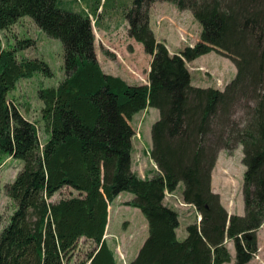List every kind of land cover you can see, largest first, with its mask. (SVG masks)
<instances>
[{"label":"trees","instance_id":"1","mask_svg":"<svg viewBox=\"0 0 264 264\" xmlns=\"http://www.w3.org/2000/svg\"><path fill=\"white\" fill-rule=\"evenodd\" d=\"M0 0V31L27 17L62 49L61 81L40 88L39 120L46 134L7 101L19 79L50 71L41 60L16 59L30 40L0 42V154L20 161L4 187L14 209L0 230V264H116L103 238L107 208L122 192L125 206L146 222V237L127 264H249L264 223V0H131L127 37L150 57L146 84H128L101 71L91 16L99 0ZM166 2L199 24L197 41L169 54L148 26V8ZM215 53L234 66L222 90L190 84L187 63ZM154 109L148 156L154 169L131 170L132 115ZM238 113V118L234 115ZM241 148V216L228 215L210 188L219 150ZM182 183L181 201L199 220L176 239V211L163 202ZM63 188L70 194L50 201ZM80 239L93 248L72 262Z\"/></svg>","mask_w":264,"mask_h":264},{"label":"rangeland","instance_id":"2","mask_svg":"<svg viewBox=\"0 0 264 264\" xmlns=\"http://www.w3.org/2000/svg\"><path fill=\"white\" fill-rule=\"evenodd\" d=\"M86 1L79 0V3L74 4V8L87 9ZM89 1L91 2V0ZM99 1L101 15L91 16L90 20L94 50L100 55V58H103L102 67L114 75H121L128 84H145L148 57L143 53L141 45L128 38L126 33L127 23L124 14L131 7V0ZM165 4L170 3L154 2L148 8L151 15L148 26L155 34V39L161 42V37L166 31L159 29V31L154 32L153 19L155 16L161 15L158 9L160 6H166ZM164 14L168 16L169 12H164ZM187 14V19L180 16V19L174 23L168 20L172 27L171 30H168L167 38L164 36L162 39L169 41L170 44L167 45L172 52L179 51L181 47L191 46L197 41L200 26L189 12ZM95 22H97L96 25ZM158 23L159 21L156 24ZM103 24L107 25L108 30H105L104 34H99L98 25ZM175 39H178L180 43L179 48H176L177 46L173 42ZM23 40H30L32 45L17 51L16 59L41 60L46 64L51 75L46 77L35 72L29 79H19L14 84V88L7 94V101L14 104L23 117L36 124L38 142L42 145L46 139V134L39 120L41 102L37 98V90L53 88L61 81L63 77L62 49L58 40L46 37L27 17L18 19L6 31H0V42L4 49H11L16 41ZM187 68L190 69V84L192 86L210 87L217 90H222L233 78L235 72L234 66L228 59L213 52L199 57L191 64L187 63ZM198 74L199 80L197 79ZM157 117V111L151 109L132 115L129 121L131 129L134 130L132 137L128 138L130 166L133 172L139 175L141 172L143 177L151 175L150 173L154 169L153 163L145 151L150 147V127ZM234 117L237 119L238 113ZM217 154L215 166L211 171L210 188H212V192L218 195L221 206L227 212L241 216L243 213L241 187L244 170L241 165V148L236 145L230 151L219 150ZM20 167V161L0 154V230L7 223L8 217L14 209L13 203L5 195L4 187L13 180ZM182 187V183H179L176 190L170 194L171 197L164 195L163 199L178 215V226L177 231H175L178 241L185 238V227L190 222L186 219L191 218L195 212L191 206L179 205L184 204L180 198ZM69 193L68 189L63 188L55 193L50 201L65 198ZM131 197L132 195L122 192L107 209L108 221L103 238L113 251L116 264H127L131 261L146 237V229H143L140 224V220L145 222L143 216L137 209L124 205L127 198L131 199ZM197 216L192 222H197ZM256 238L257 250L253 256H256L257 259L254 260L252 256L249 264H264V225L257 232ZM92 248L93 245L90 242L80 239L72 262L82 260L84 254ZM229 249H232L229 264H232L234 260L232 244Z\"/></svg>","mask_w":264,"mask_h":264},{"label":"crops","instance_id":"3","mask_svg":"<svg viewBox=\"0 0 264 264\" xmlns=\"http://www.w3.org/2000/svg\"><path fill=\"white\" fill-rule=\"evenodd\" d=\"M166 6H160V8L158 9V11H159V13H161V15H157V16H155L154 17V19H153V21H154V32L155 31H159V29H162L163 31H166L165 32V34H163V36L161 37V40H162V42L165 44V46H166V48H167V51H168V53L169 54H174V53H176V52H172L170 49H169V47H168V43H169V41H166V39H162L164 36L167 38V33H168V30H171V27H172V24L171 23H169L168 22V20H170V21H172V23H174L175 21H177L178 19H180V16H182V17H185L186 19H187V13H188V11H178L173 5H171V4H165ZM164 12H169V14H168V16L167 15H165L164 14ZM97 13H99V8H98V10H97ZM99 15H101V12H100V14ZM150 20H151V15L149 14V12H148V25L150 24ZM159 21V23L158 24H156L157 22ZM165 21H167V23H165ZM96 23L97 22H95V25H96ZM157 25V26H156ZM150 27V26H149ZM105 30L107 31L108 29H107V25H105V24H103V25H98V32H99V34H104L105 33ZM150 30L152 31V29L150 28ZM152 33H153V31H152ZM154 34V33H153ZM155 35V34H154ZM167 42V43H166ZM173 42H175V46H177L176 48H179V42H178V39H175V40H173ZM170 44V43H169ZM182 48V47H181ZM180 48V49H181ZM179 49V50H180ZM178 52V51H177ZM94 53H95V58H96V61H97V63H98V65H99V67H100V69H101V71L103 72V73H105V74H109V75H112V76H117V77H119V78H121L122 80H124V78L121 76V75H114V74H112V73H110V72H108L106 69H104L103 67H102V64H104L103 62V58H100V55L94 50ZM147 57H148V64H149V61H150V57L147 55ZM198 59V58H197ZM197 59H195L194 61H196ZM194 61H191V62H189L188 64H191L192 62H194ZM189 69V68H188ZM147 72H148V66H147V68H146V74H147ZM189 72H190V69H189ZM190 75V74H189ZM197 79L199 80L200 79V77H199V74L197 75ZM125 81V80H124ZM146 84V83H145ZM151 109H145L143 112H147V111H150ZM141 113V112H140ZM150 148V147H149ZM149 148H147V150L145 151V153H147V156H148V151H149ZM218 155V154H217ZM215 166V165H214ZM151 174V173H150ZM140 178H143V176H142V174H141V172H140V175L139 174H137ZM145 177H150V175H146ZM66 189H68V188H66ZM212 189V188H211ZM68 191H70L69 189H68ZM53 197V196H52ZM130 200V198H127V200L126 201H129ZM163 202H164V200H163ZM165 203V202H164ZM108 208H109V206H108ZM107 208V209H108ZM225 209V208H224ZM226 210V209H225ZM227 211V210H226ZM228 213V215H231V213H229V212H227ZM195 216H197V213L196 212H194V214L192 215V217L191 218H189V219H186V220H188V221H190V222H188V223H191L192 222V220H194V217ZM198 217V216H197ZM107 221H108V216H107ZM140 224H141V226L143 227V229H146V222H144V221H142V220H140ZM264 225V223H262V225L260 226V228L262 227ZM259 228V229H260ZM259 229L256 231V234H257V232L259 231ZM176 231H177V229H176ZM142 236H143V234H142ZM256 245H257V238H256ZM229 246H231V243H226V248H227V250H228V252H229V255H230V261H231V251H232V249H229ZM230 263V262H229ZM229 263H226V264H229ZM250 263V262H249Z\"/></svg>","mask_w":264,"mask_h":264},{"label":"built area","instance_id":"4","mask_svg":"<svg viewBox=\"0 0 264 264\" xmlns=\"http://www.w3.org/2000/svg\"><path fill=\"white\" fill-rule=\"evenodd\" d=\"M132 131H133V133H134V130H133V129H132ZM170 194H171V193H166V192H165V194H164V195H165V196H167V197H171V195H170ZM179 205H181V206H182V205H185V204H179ZM186 206H187V205H186ZM188 206H189V205H188ZM197 220H199V217H197ZM252 256H253V255H252ZM253 258H254V260H256V259H257V257H256V256H255V257L253 256Z\"/></svg>","mask_w":264,"mask_h":264}]
</instances>
